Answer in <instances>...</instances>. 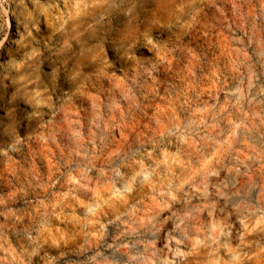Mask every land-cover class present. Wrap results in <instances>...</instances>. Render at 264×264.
I'll return each instance as SVG.
<instances>
[{
    "label": "clouds",
    "instance_id": "1",
    "mask_svg": "<svg viewBox=\"0 0 264 264\" xmlns=\"http://www.w3.org/2000/svg\"><path fill=\"white\" fill-rule=\"evenodd\" d=\"M163 2L0 0V31L12 15L18 37L0 48L27 49L0 64L19 101L0 116V264H264V237L249 238L264 234V107L245 110L239 88L231 111L205 97L232 69L187 42L204 8L229 0H169L153 16ZM247 2L231 0L250 20L233 37L237 72L249 51L264 66V0L252 17ZM42 21L57 34L46 47Z\"/></svg>",
    "mask_w": 264,
    "mask_h": 264
},
{
    "label": "rangeland",
    "instance_id": "2",
    "mask_svg": "<svg viewBox=\"0 0 264 264\" xmlns=\"http://www.w3.org/2000/svg\"><path fill=\"white\" fill-rule=\"evenodd\" d=\"M168 2L169 0H164L163 3H158L151 7V14L153 16H158L164 9L165 3ZM31 7L32 5L29 3V8ZM242 8L243 11L248 13L249 17L259 15L257 0H248ZM231 9V0H229L227 5L222 2L213 3L207 8H204L200 12V17H203V19H200V22L195 24L193 28L189 30L187 42L189 47H193L197 54H199L200 51H203L204 55L209 59L210 69L213 64L219 65L221 69H223L225 64H228L232 69V71L229 74H226V76L217 73L215 78L210 79L209 83L203 86L202 90L205 97L209 91H212L218 96L221 106L231 111L229 104L236 99L231 93L239 88L242 90L244 96V99L242 100L244 109L251 110L255 108V110H259L260 107H264V105H257L253 98H256L257 100L264 99V95L260 93V89L264 88V66L259 64L257 62L258 57L249 51L246 63L241 65L239 72L236 71L233 61H245V57L237 52L239 45L237 41L233 39L236 34V26H240L241 31H247L250 27V20L234 14ZM22 19L23 18L21 17V20ZM9 23L11 26L10 29L0 31V39H3L5 34L8 35L9 40L18 38L16 31L17 18L10 15ZM228 24L233 25L231 31L227 28ZM256 28L258 35L264 37V21L259 19L256 20ZM140 30H142V23H137L132 29L121 28L119 34L112 38L117 41L122 38H131V35L134 34V32ZM21 31L23 32L24 29L21 28ZM56 35L57 34L52 30V26L42 21L40 24V33L33 31V37H35L34 44H36V46L44 45L46 47L47 42L54 40ZM45 47H41L40 51L47 56L48 53L45 51ZM253 47H255V45H253ZM24 51H27V49H17L14 46L10 48L8 43L5 42L4 47L0 48V64L6 65V62L10 59L19 60ZM101 55L111 58L113 55L111 48L106 46ZM169 70H171V63ZM42 71H50L46 63L42 66ZM9 72H12L10 68H0V73H2L4 77H7L3 79V87L0 89V95H3L4 97L3 100H0V116L4 115L2 109H4L6 105L12 107L19 103L18 99L13 95L16 86L11 82V77L8 76ZM12 74L15 75L14 72H12ZM205 75L208 76V73L206 72ZM250 76L251 83L249 82ZM57 79L63 83L61 77H58ZM162 95L163 89L161 85V96ZM250 100H253L252 104H249ZM9 101H11V104L8 103ZM158 106L163 107V105ZM21 107H23V105H21ZM76 107L78 108L79 104H77ZM149 114L151 115V112H149ZM13 115L17 117L19 116L18 113H13ZM145 123L146 121L142 119H138L137 121L138 126H143ZM119 141L120 137H117V142L119 143ZM5 175L7 176V173H5ZM243 182V180L240 181L241 184H243ZM259 237H264V234L252 233L249 238L257 239ZM13 245L17 246L15 240L13 241ZM69 247H73V245H69ZM116 259L119 261L120 258L116 257Z\"/></svg>",
    "mask_w": 264,
    "mask_h": 264
}]
</instances>
